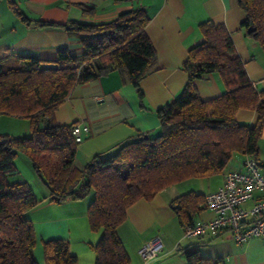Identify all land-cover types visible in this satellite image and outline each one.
<instances>
[{"label":"trees","instance_id":"obj_1","mask_svg":"<svg viewBox=\"0 0 264 264\" xmlns=\"http://www.w3.org/2000/svg\"><path fill=\"white\" fill-rule=\"evenodd\" d=\"M237 3L245 15L241 29L264 51V0ZM148 21L141 9L120 13L102 24L37 21L40 27L79 34L83 53L74 56L63 48L54 60H41L7 51L0 59V116L30 123L28 136L0 134V264H37L34 230L25 213L38 200L26 182L8 180L17 172L14 160L20 155L48 190L50 202L63 204L91 196L89 226L101 231L93 248L94 264H129L117 228L137 200L149 201L160 190L186 179L218 174L234 153L257 158L264 129V89H256L249 79L226 28L206 21L199 25L202 42L188 50L181 66L186 84L155 112L159 133L133 136L113 152L95 155L81 170L74 168L78 145L72 135L74 124L57 125L54 110L78 84L113 70L141 96L139 83L156 66L155 50L145 33ZM249 28L254 31L248 33ZM207 74H217L226 89L204 101L194 81ZM242 109L256 113L255 125L236 120ZM191 199L201 198L190 192L174 201L183 226L190 223ZM201 202L204 205L205 199ZM43 255L45 264H77L68 242L61 239L45 241ZM185 258L187 264H224L220 259H203L196 247H188Z\"/></svg>","mask_w":264,"mask_h":264},{"label":"crops","instance_id":"obj_2","mask_svg":"<svg viewBox=\"0 0 264 264\" xmlns=\"http://www.w3.org/2000/svg\"><path fill=\"white\" fill-rule=\"evenodd\" d=\"M135 9H141L149 18L145 33L156 54V66L139 83L141 96L129 81L113 70L93 82L78 84L53 112L57 125L85 123L89 127V133L76 148L73 165L78 170L95 155L113 152L133 136L159 133L160 123L155 112L177 97L186 84L187 75L181 66L188 50L202 42L199 25L206 21L226 28L249 79L256 89H264V51L241 29L245 15L237 0H0V59L10 51L54 60L57 51L63 48L79 56L83 53L79 34L40 27L36 22L102 24ZM194 88L204 101L220 96L226 89L217 74L195 80ZM236 120L253 126L257 115L242 109L237 112ZM3 133L10 137L28 136L30 123L27 121L22 127L17 125ZM256 157L262 163L264 174V129ZM14 165L17 172L8 180L26 182L38 200V204L25 213L34 230L36 263L45 264V241L61 239L68 242L69 252L76 257L77 264H94L93 248L101 231H93L89 226L87 208L91 196L63 204L50 202L48 190L36 177L29 161L20 155ZM239 168L240 163L236 162L229 170ZM226 171L183 180L160 190L149 201L139 199L129 206L125 221L117 228L129 264H187L185 250L188 247H196L203 259H220L224 264H264V239L236 243L227 232L216 238L183 237L185 226L176 215L178 205L174 201L190 192L203 199L222 185ZM201 199L189 200L190 223L213 218ZM155 237H160L163 249L156 258L143 263L138 251Z\"/></svg>","mask_w":264,"mask_h":264},{"label":"built area","instance_id":"obj_3","mask_svg":"<svg viewBox=\"0 0 264 264\" xmlns=\"http://www.w3.org/2000/svg\"><path fill=\"white\" fill-rule=\"evenodd\" d=\"M88 133L89 127L85 123L73 125L72 135L77 144ZM238 162L240 168L225 172L222 185L204 197V207L213 214V218L186 225L183 230L185 239L204 236L216 238L225 232L236 243L254 238L264 239L262 163L251 156H240ZM162 249V240L155 237L146 242L138 254L143 263H147L156 258Z\"/></svg>","mask_w":264,"mask_h":264},{"label":"rangeland","instance_id":"obj_4","mask_svg":"<svg viewBox=\"0 0 264 264\" xmlns=\"http://www.w3.org/2000/svg\"><path fill=\"white\" fill-rule=\"evenodd\" d=\"M27 121L29 120L21 119V118H14L10 116H2V117L0 116V134H4L3 132L8 131L10 129L12 130L13 127L16 128L17 125L22 127L24 123H27ZM239 158H240V155L234 153L225 169L229 171L231 166L234 165L236 162H238Z\"/></svg>","mask_w":264,"mask_h":264},{"label":"water","instance_id":"obj_5","mask_svg":"<svg viewBox=\"0 0 264 264\" xmlns=\"http://www.w3.org/2000/svg\"><path fill=\"white\" fill-rule=\"evenodd\" d=\"M253 31H254L253 28H249L247 32H248V33H251V32H253ZM173 208L175 209V208H177V206H174Z\"/></svg>","mask_w":264,"mask_h":264}]
</instances>
